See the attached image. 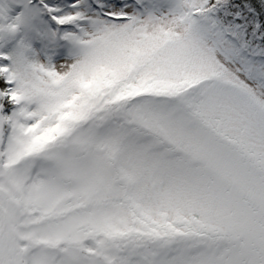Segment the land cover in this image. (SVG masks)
Listing matches in <instances>:
<instances>
[{"label":"snow or ice","instance_id":"6c2138e0","mask_svg":"<svg viewBox=\"0 0 264 264\" xmlns=\"http://www.w3.org/2000/svg\"><path fill=\"white\" fill-rule=\"evenodd\" d=\"M0 264H264V0H0Z\"/></svg>","mask_w":264,"mask_h":264}]
</instances>
